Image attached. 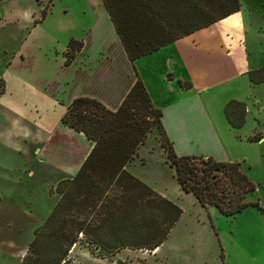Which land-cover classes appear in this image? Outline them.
I'll return each instance as SVG.
<instances>
[{
	"label": "rangeland",
	"instance_id": "obj_1",
	"mask_svg": "<svg viewBox=\"0 0 264 264\" xmlns=\"http://www.w3.org/2000/svg\"><path fill=\"white\" fill-rule=\"evenodd\" d=\"M89 1L93 0H8L11 11L16 15L10 13V16H5V22L0 26V88L2 69L8 62L10 68L16 71L20 67L32 66L31 69H35L34 65H48L53 62L54 49H60L71 37L83 38L86 48L94 50L95 43H98L88 38L86 33L91 23H96L99 36L109 41L112 49H117L113 37L111 41L107 17L102 20L98 7H89ZM2 7L0 11L5 9ZM30 16L43 17L35 28L39 40L34 44L28 40L21 42L25 31L30 28L31 23L27 24ZM256 36L247 39V44L250 67L257 68L264 64V28ZM19 53H23L24 58H20ZM167 60L165 51L158 49L156 53L135 58L133 69L140 79V73L154 80L158 79V75L164 76L165 80L161 83L166 86L169 82H176V78H169L168 71H165ZM58 75L65 86L69 84V66L59 65ZM248 88L240 82L222 83L210 88L208 94L213 93L210 102L212 110H217L222 118L215 120L219 128H228V132L238 134L231 154L236 157L240 169L256 184L245 199L258 200L264 206V81H251ZM229 93H234L239 97L237 100L244 103L243 122L238 126H232L223 111L224 103L232 99ZM11 105L17 108V103ZM54 118L55 108L47 105L43 122L49 124ZM31 124L32 120L19 119L15 112L0 105V264H24L22 255L31 238L29 224L39 225L45 217L46 208L58 196L53 192L57 177L55 172L33 160L31 137L24 136ZM194 130L191 128L188 132L193 133ZM260 134L262 138L259 140ZM255 135H258V140L250 138ZM47 137L46 133H42V144L47 148L41 152L43 162H55L59 167L68 160L69 133L55 134L52 139ZM158 137V130L152 126L125 167L181 208L158 249L119 247L104 252L89 248L85 238L79 237L68 249L67 261L72 264H264V208L260 210L254 205H246L232 215H225L215 206H209L208 212L191 192L179 187ZM20 148L21 152L18 151ZM28 167L34 171L31 178L27 176ZM11 181L18 182L14 193L10 188L15 183ZM22 186L25 188L22 189ZM28 186L34 189L28 191ZM9 208L14 210L9 211Z\"/></svg>",
	"mask_w": 264,
	"mask_h": 264
},
{
	"label": "trees",
	"instance_id": "obj_2",
	"mask_svg": "<svg viewBox=\"0 0 264 264\" xmlns=\"http://www.w3.org/2000/svg\"><path fill=\"white\" fill-rule=\"evenodd\" d=\"M101 1L130 61L229 14L239 5L238 0ZM81 44L79 39L67 40L62 52L65 64ZM247 74L253 82L263 80L264 64ZM244 110V103L233 98L223 105L232 126L243 122ZM160 115L161 109L151 102L138 76L115 109L87 95L70 99L60 121L81 131L91 146L74 175L53 185L58 197L33 228L22 255L24 264H72L67 261V251L79 237L85 238L89 248L104 252L119 247L152 249L163 241L181 208L124 167L152 126L158 130L159 144L179 187L191 192L200 205H213L225 215L246 205L264 208L258 200L245 199L256 184L237 160L176 153Z\"/></svg>",
	"mask_w": 264,
	"mask_h": 264
},
{
	"label": "crops",
	"instance_id": "obj_3",
	"mask_svg": "<svg viewBox=\"0 0 264 264\" xmlns=\"http://www.w3.org/2000/svg\"><path fill=\"white\" fill-rule=\"evenodd\" d=\"M238 3V8L229 14L150 51L152 53H156L158 49L165 51L168 59L165 71H168L169 78H176V82L172 81L163 86L164 76L158 75L159 81H157L158 79L154 80L140 73L151 102L161 109L160 120L163 130L178 154L211 155L220 160L236 158L231 154V148L237 143L238 134L228 132V128H219L215 120L222 118L217 110L213 112L210 103L213 93L208 94V91L222 83L240 82L248 88L251 80L247 71L256 68L250 67L247 39L257 37L259 31L264 28V0H238ZM88 6L98 7L97 12L102 20L107 17L110 23L111 41L113 37L117 49H112L110 42L104 41L99 36L97 24L91 23L87 27V37L93 38L98 44L95 43V49L90 50L86 48L85 40L80 38L81 47L66 64L69 66V84L66 86L58 75V66L65 65L62 53L65 44H62L60 49H54V56L51 59L53 62L48 65H34L35 69H31L32 66L20 67L16 71L10 68L8 62L1 73L0 105L6 110L15 112L19 119L32 120L24 136L31 137L30 150L33 160L47 165L55 172L57 177L54 182L73 176L91 146V142L81 131L60 121V115L70 99L77 95H87L98 99L107 108L115 109L138 76L133 69L135 58L132 61L127 58L102 1H89ZM1 7L5 9L0 11V26L5 22V16H10V13L16 15L11 11L8 0H0V10ZM42 18L30 16L27 22V24L31 23L30 28L25 31L21 42L28 40L34 44L39 40L35 28ZM116 51L118 54H114ZM19 55L20 58H24L23 53ZM178 78L187 81L189 86L180 85L177 82ZM228 96L239 99L234 93H229ZM13 103H17L16 109L12 107ZM47 105L55 108L54 121L49 124L43 122ZM191 128H195L193 133L188 132ZM42 133H46L49 139L55 134L69 133V156H66L68 160L60 164L61 166L57 167V163L52 161L51 164L43 162L41 152L47 148L42 144ZM261 138L260 134L258 139ZM18 151L21 152L22 148ZM26 170L27 176L31 178L34 175L33 169L28 167ZM11 182L15 183V186L10 188L11 193H14L18 182ZM32 188L28 186L26 190L31 191ZM57 197L48 205L44 216ZM209 206L213 205L204 206L208 212H210ZM11 209L14 210V208L8 210ZM23 213L31 215V213ZM35 226L36 223L29 224L31 236ZM158 246L159 244L151 251L158 249Z\"/></svg>",
	"mask_w": 264,
	"mask_h": 264
}]
</instances>
